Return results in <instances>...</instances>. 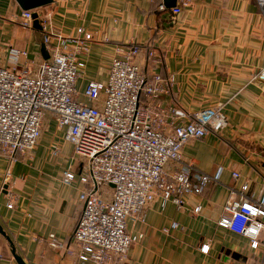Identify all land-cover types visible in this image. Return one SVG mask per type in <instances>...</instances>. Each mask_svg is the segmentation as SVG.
I'll use <instances>...</instances> for the list:
<instances>
[{"label":"crops","instance_id":"crops-1","mask_svg":"<svg viewBox=\"0 0 264 264\" xmlns=\"http://www.w3.org/2000/svg\"><path fill=\"white\" fill-rule=\"evenodd\" d=\"M10 1L11 14L0 11L7 26L21 13ZM174 8L180 10L174 17L163 0H52L39 9L47 33L61 37L52 38L60 52L77 51V29L92 36L86 51L76 54L84 64L76 84L79 101L88 103L85 87L105 83L111 60L136 46L135 63L147 78H171L161 98L164 108L177 107L188 116L218 108L227 119L224 130L182 149L183 161L195 165L194 183L198 175L213 176L221 168L218 180L189 196L182 209L156 197L144 210L143 222H127V232L142 238L130 247L126 262L113 264H264V233L252 249L249 239L217 224L230 197L254 201L264 187V5L257 0H177ZM26 45L31 47L29 41ZM36 46L32 58L27 47L22 50L29 60L41 62ZM58 137L73 150L47 114L31 153L14 161L0 155V226L26 264H93L77 259L72 241L85 187L78 180L62 183L64 172L78 176L84 165L73 152L60 165ZM196 206L201 207L198 214L192 212ZM204 244L207 254L200 252ZM0 264H17L1 235Z\"/></svg>","mask_w":264,"mask_h":264},{"label":"built area","instance_id":"built-area-1","mask_svg":"<svg viewBox=\"0 0 264 264\" xmlns=\"http://www.w3.org/2000/svg\"><path fill=\"white\" fill-rule=\"evenodd\" d=\"M257 1L264 5V0ZM39 9L21 10L10 23L31 31L36 12L48 59L34 62L26 50L1 49L0 155L14 161L18 155L31 153L44 118L50 115L84 165L78 176L71 171L62 176L65 185L78 180L85 187L79 194L83 207L72 230L77 259L93 264L126 262L130 247L142 238L127 232L128 221L143 222L144 210L156 197L182 209L189 196L201 194L210 181L218 180L221 168L213 176L198 175L194 183L195 165L183 161L182 149L191 140L224 130L227 119L218 108L191 116L177 107L164 108L161 98L169 92L171 78H147L135 63L136 46L120 50L122 55L111 60L106 82L89 83L83 91L88 103L79 101L76 84L84 64L76 54L86 51L92 36L77 29L82 36L73 39L77 51L60 52L52 38L61 37L47 33ZM179 11L172 8L171 15ZM51 153L56 155L57 150ZM232 176L239 177L238 173ZM246 190L245 184L242 192ZM12 207L8 203L7 208ZM200 211V206L192 210L194 214ZM223 211L218 226L246 237L256 249L264 233V187L254 201L230 197ZM161 231L168 234L167 229ZM51 246H56L53 239ZM208 250L207 244L200 247L203 254Z\"/></svg>","mask_w":264,"mask_h":264},{"label":"rangeland","instance_id":"rangeland-1","mask_svg":"<svg viewBox=\"0 0 264 264\" xmlns=\"http://www.w3.org/2000/svg\"><path fill=\"white\" fill-rule=\"evenodd\" d=\"M0 11L2 15L9 16L11 14V1L10 0H1L0 1ZM5 21L1 20L0 22V53L1 49L5 48L8 45H12L16 49H25L27 47L26 43L29 41L31 44V47H27V51L30 55V58L33 57L36 50H38L37 44L34 41L33 34L30 32V30L22 29L19 25L11 24L7 26L4 25ZM34 48H33V47ZM57 144L60 148V155L57 160H60V165H66L67 160L71 158L72 156V148L70 145L64 143L60 140V137L57 139ZM76 160H79V158L76 157Z\"/></svg>","mask_w":264,"mask_h":264},{"label":"water","instance_id":"water-1","mask_svg":"<svg viewBox=\"0 0 264 264\" xmlns=\"http://www.w3.org/2000/svg\"><path fill=\"white\" fill-rule=\"evenodd\" d=\"M21 10H35L38 8L45 7L52 3V0H14ZM177 0H163V7L166 9H171L176 6ZM32 30L35 42L39 45V52L43 60L48 59V53L44 44V33L42 30V21L38 18V14L34 12L32 14ZM0 235L6 238L11 247V255L17 264H26L21 257H19L16 252L14 245L12 244L9 237L6 236L5 232L0 226Z\"/></svg>","mask_w":264,"mask_h":264}]
</instances>
